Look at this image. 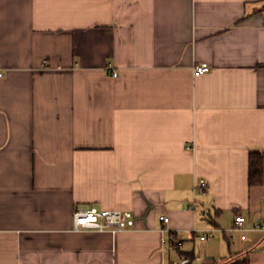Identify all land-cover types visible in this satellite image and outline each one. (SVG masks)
<instances>
[{"label": "crops", "instance_id": "0c3cea01", "mask_svg": "<svg viewBox=\"0 0 264 264\" xmlns=\"http://www.w3.org/2000/svg\"><path fill=\"white\" fill-rule=\"evenodd\" d=\"M0 72V264H264V0H0Z\"/></svg>", "mask_w": 264, "mask_h": 264}, {"label": "built area", "instance_id": "2783aa9c", "mask_svg": "<svg viewBox=\"0 0 264 264\" xmlns=\"http://www.w3.org/2000/svg\"><path fill=\"white\" fill-rule=\"evenodd\" d=\"M45 64L47 62L45 61ZM211 70V66L207 62L196 64L194 67L195 74H204ZM115 76L117 72L113 73ZM3 76V72H0V77ZM160 219L167 223L169 218L165 215L161 216ZM74 221L76 229H95L101 232L110 231L117 232L126 229L133 228L135 226V217L130 210L120 209H103L98 208L94 205L87 207L76 206L74 210ZM246 217L239 214L235 217L234 225L231 231H238L242 240H246L248 232L250 230H261L264 231V223L256 222L252 224V227L246 226ZM214 232L209 231L205 235L201 236L202 240L212 239ZM166 242V240H165ZM264 250V249H263ZM190 259L183 256L178 261H174L168 264H189Z\"/></svg>", "mask_w": 264, "mask_h": 264}, {"label": "trees", "instance_id": "16d2710c", "mask_svg": "<svg viewBox=\"0 0 264 264\" xmlns=\"http://www.w3.org/2000/svg\"><path fill=\"white\" fill-rule=\"evenodd\" d=\"M264 179V154L259 151H251L249 166V184H261ZM190 259V256L186 255ZM191 261V259H190Z\"/></svg>", "mask_w": 264, "mask_h": 264}]
</instances>
